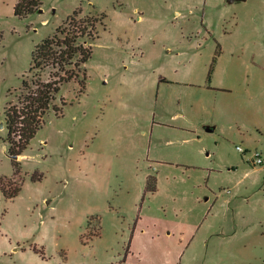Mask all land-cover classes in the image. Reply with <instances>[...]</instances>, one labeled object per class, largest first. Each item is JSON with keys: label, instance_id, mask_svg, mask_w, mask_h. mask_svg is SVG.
Returning <instances> with one entry per match:
<instances>
[{"label": "rangeland", "instance_id": "obj_1", "mask_svg": "<svg viewBox=\"0 0 264 264\" xmlns=\"http://www.w3.org/2000/svg\"><path fill=\"white\" fill-rule=\"evenodd\" d=\"M17 1L0 0L1 179L35 46L74 10L104 19L84 91L61 86L18 196L0 191V264H264V0H41L22 18Z\"/></svg>", "mask_w": 264, "mask_h": 264}, {"label": "trees", "instance_id": "obj_2", "mask_svg": "<svg viewBox=\"0 0 264 264\" xmlns=\"http://www.w3.org/2000/svg\"><path fill=\"white\" fill-rule=\"evenodd\" d=\"M40 7L41 0H18L13 13L22 18ZM103 19L104 16L82 15L81 9L74 10L52 36L35 46L30 68V71L35 70V74L30 80H22L16 103H7L4 108L7 156L13 168L12 177L0 178V191L5 199H14L20 192L22 178L19 158L44 124L48 111L52 109L56 116L62 111L54 104L61 86L77 82L80 92L84 91L87 80L85 64L91 58L92 44L98 38L97 28L103 25ZM61 105L65 103L62 101ZM36 179L40 180L41 176ZM145 191H156L154 177L147 179Z\"/></svg>", "mask_w": 264, "mask_h": 264}, {"label": "built area", "instance_id": "obj_3", "mask_svg": "<svg viewBox=\"0 0 264 264\" xmlns=\"http://www.w3.org/2000/svg\"><path fill=\"white\" fill-rule=\"evenodd\" d=\"M237 149L239 151H241L240 147H238ZM253 157H254V161H253L254 164H256V165H262L263 164L264 159L262 158L261 153L255 152Z\"/></svg>", "mask_w": 264, "mask_h": 264}, {"label": "water", "instance_id": "obj_4", "mask_svg": "<svg viewBox=\"0 0 264 264\" xmlns=\"http://www.w3.org/2000/svg\"><path fill=\"white\" fill-rule=\"evenodd\" d=\"M245 0H228L229 3H233V2H243ZM3 127V124H0V128ZM208 131H212V129L208 130Z\"/></svg>", "mask_w": 264, "mask_h": 264}, {"label": "crops", "instance_id": "obj_5", "mask_svg": "<svg viewBox=\"0 0 264 264\" xmlns=\"http://www.w3.org/2000/svg\"><path fill=\"white\" fill-rule=\"evenodd\" d=\"M210 129H212V128H208V127H207V128H206V131H208V130H210ZM212 130H213V129H212ZM21 157H22V156H20V158H21ZM263 162H264V161H263Z\"/></svg>", "mask_w": 264, "mask_h": 264}]
</instances>
